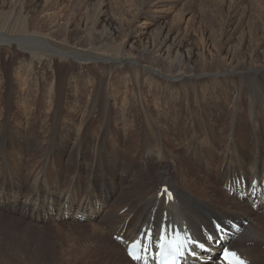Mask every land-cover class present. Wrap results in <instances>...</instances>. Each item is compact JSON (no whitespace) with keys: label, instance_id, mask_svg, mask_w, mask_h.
Masks as SVG:
<instances>
[{"label":"bare ground","instance_id":"1","mask_svg":"<svg viewBox=\"0 0 264 264\" xmlns=\"http://www.w3.org/2000/svg\"><path fill=\"white\" fill-rule=\"evenodd\" d=\"M74 1L76 13L86 11V16L47 15L53 31L64 29L68 37L78 35L73 44L69 39L56 40L51 30L44 35L25 28L24 33L8 32V18L0 20L4 43L0 47L27 49L25 44L32 59L59 55L69 61L92 59L93 67L97 66L86 82L76 83L82 97L88 98L83 108H75L71 125L54 119L61 125L57 136L63 132V138L26 139L31 144H24L21 138L10 146L2 141L0 166L6 172L0 179L24 169L29 177H36L26 160L31 157L25 159L26 147L29 152L37 150L46 168L52 164L63 168L64 187L56 193L60 201L50 198L55 195L49 196L48 188L40 195L47 208L43 219L68 215L71 224L85 219L102 237H111L113 244L108 242L105 248L107 264H140L129 258V243L143 228H159L164 220L202 242L198 249L191 247L195 257L188 256L184 264H221L216 255L219 257L222 248L233 249L249 264H264V18L257 19L246 33L232 11L221 24L211 17L210 23L218 29L216 36L211 27L190 44V33L181 34L182 22H170L169 12L147 11L142 20L144 13L139 11L131 18V34L114 49L107 43L118 35L112 9H103L102 2L95 0L100 3L95 2L99 8L91 22L86 17L92 1ZM118 19L123 21L121 16ZM155 25L161 27L153 37L150 31ZM86 30L90 32L83 37ZM14 38L21 43H12ZM137 43L142 45L141 52L135 50ZM195 57L204 64H198ZM120 62H124L122 68ZM95 76L100 77L96 80ZM48 83L46 100L52 105L55 86ZM98 91L102 93L95 95ZM94 118L98 126L92 124ZM113 122L120 128L114 129ZM165 188L172 190V200L161 194ZM0 201V207L23 210L22 217L29 219L24 202L19 206L6 196H0ZM101 213L97 223L95 217ZM231 220L239 228L226 235L222 246L211 243L205 231L215 242L219 240L215 222L231 229Z\"/></svg>","mask_w":264,"mask_h":264},{"label":"rangeland","instance_id":"2","mask_svg":"<svg viewBox=\"0 0 264 264\" xmlns=\"http://www.w3.org/2000/svg\"><path fill=\"white\" fill-rule=\"evenodd\" d=\"M91 1L93 6L90 5L91 7L89 8L91 12L89 11L88 17H86L91 22L95 17V9L99 8V4L96 3L100 2H102L103 9H112L110 10L111 13L115 18L117 17L115 20L116 24L113 27L118 34L116 37L117 40H107L108 46L114 49H119L122 40L126 39L127 34H131L134 27L132 26L133 21L131 18L134 17L135 12L139 11L144 13L142 20L147 18L146 14L152 10H158L157 13L159 14L169 12L170 16L168 20L170 22H182L183 27L181 29V34L190 33L192 37L190 38L191 40L188 39L190 44L194 42L197 38L196 36L201 37L204 32L211 31V27L214 36H216L218 29H214L210 23L211 17H213V19L215 18L221 24V22L224 23L227 20V17L232 11L233 19H237L238 22L243 24V26L239 28H243L242 32L246 33L255 25L257 19L264 18V0ZM70 3L73 6L70 5ZM75 3L76 1L74 0H0V20L3 18V21H5L6 18H8L7 31L14 30V32L18 34L24 33L27 29L30 33L35 32L39 35H44L48 34L51 30L54 33L52 36L56 40L61 41L63 39H69L71 44H73L78 41V35L71 33L68 37L64 29H54L53 31L50 24L47 23V15L58 12L63 18L69 19H73L74 16L75 18H79V16H83L84 14V16H86V11L81 14L79 11L76 13V9H74ZM122 3H124V6ZM258 4L261 5L257 6ZM131 14H133V16ZM120 16L123 19L122 22L118 19ZM191 21H195V24ZM26 24L28 26L27 28L25 27ZM160 27V25L153 26L150 35L156 37L160 31ZM84 32L85 34H82L83 37L87 35V32H90V30ZM21 41L20 38H14L12 43L18 45ZM99 41L100 39L96 41L97 45L100 44ZM0 44H4L1 39ZM22 45L27 49L16 46L8 47L6 44L0 47V147L4 145L2 143L3 140H6V145L10 146L11 141L16 142L21 138L24 139V144H31V140L28 141L26 139L43 140L51 138L52 141L53 137L63 138V132L62 135L57 136L58 129L61 125L55 124L54 119L59 123L65 121L67 124L71 125L70 119H72L73 114H77L75 108H83L88 98L87 95L82 97L81 90L76 86V83L78 81L86 82L92 70H97V66L93 67L91 63L92 59L85 60L73 58V61H69L68 59L60 58L59 55H54L53 58L42 56V61L40 57L37 59V56H34L35 58L33 57L32 59L29 45ZM184 46L187 47L186 44H184ZM135 50L136 52H141L142 45L138 43L135 44ZM95 52L94 50L92 55H94ZM99 53L108 54L106 51H101ZM136 55L137 54H133V56ZM195 61L200 65L204 64L199 57H195ZM123 63L124 62L119 65L121 68L123 67ZM149 65L153 66L151 63H149ZM51 73L53 75H51ZM98 77L100 76H95V79L97 80ZM25 82L27 83L24 84ZM48 82L54 83L55 86L52 105L46 100L48 99L46 96H48V87L50 86ZM106 92L107 91H104V93ZM101 93V91H98L95 95ZM118 115H120V113H118ZM92 119L93 117H91V121ZM94 119L95 122L92 124L98 126L99 123L97 119ZM20 120L21 122L19 123ZM116 125V122L111 124L114 129L119 127ZM28 148L29 147H26L27 154L25 159L31 157L30 159H26L28 161L26 162L28 165H31V167H34L36 177L40 178L37 183H35L36 177H29L26 169H24V171L18 170L17 174H15L16 176L8 177L5 175L2 180L0 179V196H6L10 202H17L19 206L24 202L30 214L29 219L25 220L21 215L23 210L0 207V264H107L105 263L104 256L108 258V253L105 251V248L108 242L110 245L111 243L113 244L114 241H109L111 237H102L98 231L92 230L93 226L87 223L88 221L85 219L80 221L77 220L75 224L69 222L71 220L68 218V215H66L65 219L63 217H61V219H56L59 222L52 219H43L47 213L46 206L40 200V198L44 196L43 189L48 188V195H55V197L52 196L50 198L55 201L58 200L57 202L60 201L59 199H61V197L56 195V193L60 188L63 189L64 187L63 168L58 167L56 164H52L53 166L51 165L49 168H46V166H44L45 161L40 160L37 150L33 148V151L29 152ZM2 167L3 165L0 166V175L6 172L5 170H1ZM5 177L8 178V180H3ZM28 177L30 178L29 180ZM26 181L28 185H26ZM34 185L36 188H30ZM52 186L54 188H52ZM26 194H29L28 197ZM0 204L3 203L0 201ZM61 204H63V202H61ZM101 215L102 213L98 214L95 219L97 220ZM33 216H35V219H33ZM98 222H101L100 218L97 220V223ZM43 224L45 226H43ZM245 224H247V222H245ZM217 260L218 257L216 255V261Z\"/></svg>","mask_w":264,"mask_h":264},{"label":"snow or ice","instance_id":"3","mask_svg":"<svg viewBox=\"0 0 264 264\" xmlns=\"http://www.w3.org/2000/svg\"><path fill=\"white\" fill-rule=\"evenodd\" d=\"M161 194L166 195L169 200L173 199L172 193L168 192L166 188L163 190ZM135 258L139 259L140 257H135ZM225 259L227 261V264H245V262L241 260L235 252H231L228 250H225Z\"/></svg>","mask_w":264,"mask_h":264}]
</instances>
